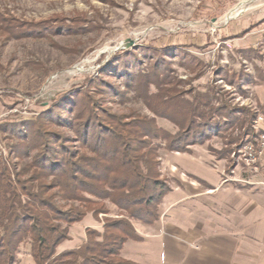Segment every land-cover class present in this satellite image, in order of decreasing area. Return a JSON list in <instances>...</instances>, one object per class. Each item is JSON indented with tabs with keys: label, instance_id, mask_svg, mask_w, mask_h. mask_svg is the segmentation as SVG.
<instances>
[{
	"label": "rangeland",
	"instance_id": "374dc122",
	"mask_svg": "<svg viewBox=\"0 0 264 264\" xmlns=\"http://www.w3.org/2000/svg\"><path fill=\"white\" fill-rule=\"evenodd\" d=\"M246 30L251 33L241 37ZM132 52L141 63L126 57ZM120 56L126 57L130 71L139 65L136 69L145 73L157 72L154 63L163 58L170 77L182 82L180 88L193 90L188 98L208 93L218 100L215 105L223 99L248 108L256 118L264 116V0H0V142L6 150L0 163L15 176L31 162L15 151L21 142L15 135L19 129L2 126L37 121L68 95L87 89L83 84L91 78L126 92L122 102L107 90L97 93L92 88L100 105L116 114L155 118L160 128L176 134L178 127L157 118L126 89L124 73L116 69ZM150 92L155 93V87ZM46 128L65 132L50 122ZM230 134L238 139L241 131L226 136ZM226 144L214 136L192 147V156L181 153L186 154L182 158L206 159L224 179L234 177L233 172L242 176L251 169L240 157L244 146L219 160ZM169 154L160 152L161 175L168 181L178 174L168 166ZM107 208L110 217H121L111 203ZM105 217L97 221L90 213L73 225L58 252L81 247L89 228L102 232ZM134 225L137 230L143 224ZM123 257L129 260L127 254ZM18 258L19 264H35L30 246L22 248Z\"/></svg>",
	"mask_w": 264,
	"mask_h": 264
},
{
	"label": "trees",
	"instance_id": "16d2710c",
	"mask_svg": "<svg viewBox=\"0 0 264 264\" xmlns=\"http://www.w3.org/2000/svg\"><path fill=\"white\" fill-rule=\"evenodd\" d=\"M126 57L141 63L135 52ZM126 57L120 56L116 66L124 73L126 89L179 131L172 134L155 118L116 114L100 105L92 88L127 100L126 92L102 78L86 80L87 89L68 95L37 121L2 126L19 129L15 135L21 142L15 151L31 162L15 176L0 163V264H19L25 246L31 247L35 264H138L123 257L129 241L141 240L134 223H159L163 202L172 191L161 175L160 152L190 154L192 147L217 136L227 143V150L218 154L221 160L256 137V114L248 108L233 107L223 99L215 105L218 100L208 93L188 98L193 90L180 88L182 82L170 77L163 58L154 63L157 72L145 73L136 69L139 65L130 71ZM49 122L65 132L47 129ZM236 130L241 131L238 139L226 136ZM108 202L121 217H110ZM90 213L97 221L107 216L103 231L89 228L81 247L59 253L71 227Z\"/></svg>",
	"mask_w": 264,
	"mask_h": 264
},
{
	"label": "crops",
	"instance_id": "0c3cea01",
	"mask_svg": "<svg viewBox=\"0 0 264 264\" xmlns=\"http://www.w3.org/2000/svg\"><path fill=\"white\" fill-rule=\"evenodd\" d=\"M184 155L167 156L178 174L168 176L159 223L140 225L141 240L123 253L139 264H264V165L224 179Z\"/></svg>",
	"mask_w": 264,
	"mask_h": 264
},
{
	"label": "built area",
	"instance_id": "2783aa9c",
	"mask_svg": "<svg viewBox=\"0 0 264 264\" xmlns=\"http://www.w3.org/2000/svg\"><path fill=\"white\" fill-rule=\"evenodd\" d=\"M253 128L256 131V137L254 140L247 141L240 151V157L248 168L256 169L264 165V116H257L253 123ZM5 153L6 150L0 142V157L5 155Z\"/></svg>",
	"mask_w": 264,
	"mask_h": 264
},
{
	"label": "bare ground",
	"instance_id": "6f19581e",
	"mask_svg": "<svg viewBox=\"0 0 264 264\" xmlns=\"http://www.w3.org/2000/svg\"><path fill=\"white\" fill-rule=\"evenodd\" d=\"M77 70H80V69H77Z\"/></svg>",
	"mask_w": 264,
	"mask_h": 264
}]
</instances>
